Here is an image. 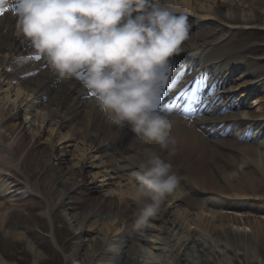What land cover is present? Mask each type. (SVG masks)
I'll list each match as a JSON object with an SVG mask.
<instances>
[{"label":"bare ground","instance_id":"obj_1","mask_svg":"<svg viewBox=\"0 0 264 264\" xmlns=\"http://www.w3.org/2000/svg\"><path fill=\"white\" fill-rule=\"evenodd\" d=\"M172 1L174 3L158 0L161 7L185 15L188 22L202 23L201 18H221L223 31L231 27L257 26L264 19V0H251L247 4L239 0H213V3L212 0ZM17 20L18 17L12 14L0 17V144L4 145L0 153V197L3 199H0V228L15 218V212L20 213L27 193L34 190L32 185L23 184L12 175L13 170L25 162L24 173L30 175L41 169L48 175L46 194L50 202L56 197L64 204L63 199L68 198L67 204L74 211L70 218L82 230L85 224H89L99 232L89 245L90 254L105 253L108 264H133L127 249L121 248V244H116L117 240L110 236L113 230L124 235L122 242L128 243L131 238L137 241L133 246L146 264H192L203 257L202 252L212 255L223 245L256 256V245L260 242L261 248L264 243V218L247 216L254 211L245 212V209H240L244 213L229 214L207 201L223 200L230 203L229 207H239L242 201L264 200V195H258L255 187L257 177L264 181V137L258 142L237 141L231 136L213 140L204 135L196 122L174 113L157 111L175 120L171 132L175 143L165 150L155 143L141 144L134 139L131 125L107 122L108 113L100 108L94 95H89V90L78 79L66 76L64 82H59L56 76L59 73L44 56L42 61L30 56V53L38 52L31 50L33 45L18 29ZM211 55L200 59L196 71L206 70L208 60H211L218 71L214 83L226 81L235 68L242 67L238 75L232 74L235 79L224 89L227 97L233 96L239 86L246 90L262 80L260 68H243L233 57L223 58L226 54L216 47ZM175 60L176 55L170 58L166 67ZM185 82L189 86L188 79L183 80ZM219 96L215 94L213 97ZM238 104L239 110L235 112L201 117L199 122L217 119L224 121L225 125L232 123L246 130L253 127L257 129L253 136H257L264 129L260 121L264 117V107L257 111L246 109L241 101ZM22 111H25V119L17 122ZM46 123L55 124L59 130L67 128L65 134L60 135L68 140L63 152L56 149L53 139L57 135L44 136ZM67 146L72 149L68 150ZM146 148L169 161L180 182L176 190L162 201L157 214L145 224L137 225L135 221L143 204L132 198L133 183L124 177V171H138ZM94 149L106 161L105 173L102 175L97 171L95 175L107 176L106 184L110 188L101 196L77 197L75 191L86 185L90 177L85 173L86 158ZM71 150L76 151L72 153L73 161L61 156L70 154ZM86 196L83 194L82 197ZM178 201L182 217L169 210ZM182 202L191 205L193 212L183 209ZM191 221L199 233L195 240H189L193 231L189 227ZM13 232L17 237L25 234L24 231ZM39 251L35 252L32 264H41ZM225 252L221 262L231 264L230 253ZM69 258L79 259L69 264H86L81 261L79 251L69 254ZM259 262L264 264L261 257ZM0 264L19 263L8 262L0 254Z\"/></svg>","mask_w":264,"mask_h":264},{"label":"clouds","instance_id":"obj_2","mask_svg":"<svg viewBox=\"0 0 264 264\" xmlns=\"http://www.w3.org/2000/svg\"><path fill=\"white\" fill-rule=\"evenodd\" d=\"M7 0H0L3 8ZM17 27L61 77L80 78L109 124L131 125L134 139L169 148L175 120L156 111L161 72L188 38L183 14L158 0H16ZM135 14V15H134ZM137 225L154 217L180 178L150 148L133 173Z\"/></svg>","mask_w":264,"mask_h":264},{"label":"rangeland","instance_id":"obj_3","mask_svg":"<svg viewBox=\"0 0 264 264\" xmlns=\"http://www.w3.org/2000/svg\"><path fill=\"white\" fill-rule=\"evenodd\" d=\"M166 1L174 3L172 0ZM239 1L242 4H247V2L251 0ZM211 3H213V0ZM176 14L179 15V13ZM200 21H202V24H197V27L189 28V34L186 40L187 43H185L187 48L199 50L200 53L206 57V55H210L215 48L212 43L217 41L219 50L226 55L233 56V58L240 60L241 63H243V68L246 66L260 68L261 71L259 75H263L261 77L262 80L255 84V88L247 90L239 88L233 100L243 97L242 99L246 106H250L249 108L252 110L262 109V107H264V19L260 20L257 26L231 27L225 32L222 30V24H220V21H223L221 18H201ZM190 37H192V39L189 41L188 39ZM199 45L200 48L198 47ZM241 69L242 67L235 68L232 74L238 75ZM232 74L230 75L231 78L233 76ZM63 78L64 77H61L59 74L57 75V80L59 82H64ZM224 102H226V100H224ZM224 112L226 111L219 110L216 114L221 115L224 114ZM23 119H25V111L21 112L17 122ZM48 124L46 123L45 130H43L44 136L49 137L50 135L51 138L53 135H57L53 140L56 149L61 152L64 147H66L68 140L60 138V135L65 134L67 128L62 129L60 127L61 130H59L55 124ZM3 148L4 145L0 144V153H2ZM67 149L70 150L72 147L67 146ZM72 153L75 154L76 151L71 150L70 154H60L64 159L67 157L69 160L73 161L74 155ZM88 153L89 157L86 158L88 165L85 167V173H88L90 177L87 179L86 185L81 186V188L75 191V195L81 198L101 196L102 193L110 188V186L106 184L108 182L107 176H102L105 173L103 170L106 164L104 160L105 157H100V152L96 149ZM55 161H57V159ZM24 167L25 162H22V165L13 170L12 175L17 180L23 182V184L32 185L34 190H31V193L30 191L27 193L24 204L20 207V213L18 214L15 212V218L8 220L5 226L0 228V254L5 260L8 262H17L19 264H32L35 258V252L40 250L39 252L42 258L40 260L41 264H69L79 260L69 258V254L71 255V253L79 251L81 254V261L86 264H108L105 253L90 254L89 245L94 237L99 235V232H96L89 224H85L82 230L79 225L73 221L74 219L70 218L74 211L72 208H69L70 204H67L68 198L63 199L64 204H61L56 197H54L53 202L48 200L46 194L47 190H49L47 186L48 175L43 170H34L29 175L24 173ZM97 171L102 175H95ZM124 177L129 179L134 185L135 180L132 172L129 170L125 171ZM131 187L133 188V186ZM255 187L256 193L262 197L264 195V181L261 178L257 177V179H255ZM184 189H186V185ZM83 194H87V196L82 197ZM216 198L224 199L220 196ZM0 199L3 200L1 197ZM165 202L166 204L168 203L167 201ZM210 202L229 214L244 213L240 209H245V212L250 210L254 211L247 213V216L252 218H264V200L254 202L248 200L242 201L239 202L241 203L239 207H229L228 204L230 205V203L226 204L223 200L209 199L207 203ZM78 205H81V203ZM214 205H211V207H215ZM178 206L179 201L173 203L169 210L173 212L176 211L181 216ZM181 207L193 212L192 206L188 205L187 202H182ZM66 212H68V217L65 216ZM189 227L193 230L189 240H195V237H198L199 234L198 231L195 230L196 224L191 221L189 222ZM13 231H24L25 234L17 237L14 236ZM110 236L117 240L116 244H121V248L127 249V255L133 260L131 261L133 264L135 261V264H146L145 261H142L141 258L138 257L136 249L133 246V244L137 242L135 239L131 238L128 243L122 242L124 240V235L116 230L111 231ZM207 241L209 242V240ZM259 245L260 242L258 246L256 245V256L254 253L246 255L243 249L236 251L235 249H228L224 245V247L221 245L222 249H218L215 254L211 255L202 252L203 257L196 259L192 264H224L221 262V259L223 254L226 253L225 250H228L231 260H233L231 264H260L259 258L261 257L264 260V243H262L261 248ZM201 251L204 250L201 248ZM252 255H254V259L250 260ZM257 255H259V258H257ZM112 257H115V252H112Z\"/></svg>","mask_w":264,"mask_h":264},{"label":"snow or ice","instance_id":"obj_4","mask_svg":"<svg viewBox=\"0 0 264 264\" xmlns=\"http://www.w3.org/2000/svg\"><path fill=\"white\" fill-rule=\"evenodd\" d=\"M4 11H6V9L0 8V15H3ZM34 58L36 60L41 59V57L39 55H36ZM207 80H208V77L206 75H203L196 80V87L191 92H188L187 90H185V91L180 93V95L185 97V99H186V104H185V107L183 109V111L185 113L192 115L198 111V109L195 108L194 105H198V104L202 103L201 96H200V90L202 87L205 86ZM178 82H179V77L177 78L176 83H178ZM215 91H216V89L213 88L210 95H215ZM91 95H95V94L91 93ZM218 102H219V100L214 101V103H218Z\"/></svg>","mask_w":264,"mask_h":264}]
</instances>
